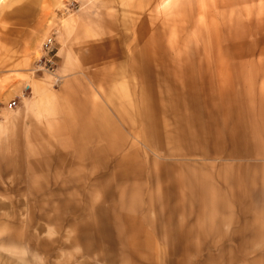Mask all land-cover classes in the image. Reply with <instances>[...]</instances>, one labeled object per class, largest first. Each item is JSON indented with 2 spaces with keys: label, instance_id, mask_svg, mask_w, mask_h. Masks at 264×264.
<instances>
[{
  "label": "rangeland",
  "instance_id": "obj_1",
  "mask_svg": "<svg viewBox=\"0 0 264 264\" xmlns=\"http://www.w3.org/2000/svg\"><path fill=\"white\" fill-rule=\"evenodd\" d=\"M50 35L55 40L56 68L101 65L119 57L128 60L138 52L137 57L145 56V71H153V54L160 56L162 67H167L153 75L155 81L157 76L167 77V71L177 74L189 54L197 57L194 61L198 63L203 52L209 54V60L221 52L226 58L239 52L233 55L235 66L242 63L244 68H260L264 66V0H1L0 105L12 100L3 99V93L25 87L26 72L32 70L37 75L42 68L53 69L49 63L45 66L43 50ZM238 76L246 78L245 74ZM242 78L236 90L239 97L227 102L246 112L250 107L254 113L259 95H264V78L259 76L251 90ZM176 87L175 98H167V106L163 104L165 93L152 94L156 101L146 102L145 108L150 116L160 118L168 107L171 118L188 117V101L181 91L184 87ZM131 89L136 90L133 86ZM137 108L136 104L129 106L131 118H136ZM184 145L183 138L181 149ZM242 162L254 166L245 170L240 164L230 165L228 186L223 184L220 166L218 170L209 169L216 193L209 195V203L186 204L181 201L184 193H178L176 224L173 219L160 218V214L169 212L167 209L154 211L158 197L153 184L140 185V167L125 168L118 175L115 172L114 207L118 215L122 205L124 213L129 209L132 214H144V218H116L114 221L119 220L118 225L124 228L115 229L122 233L112 232L105 220L98 232L91 223L81 229L78 223L91 220L64 219L57 206L40 197L38 191L26 197L23 186L2 185L0 264H264V157ZM178 174L184 176V172ZM146 175L156 182L154 171H146ZM121 178L129 181L122 182ZM252 185L254 201L249 202L243 191ZM167 190H174V184ZM200 190L198 186V193ZM6 191L19 193L10 195ZM137 191L143 192L138 195ZM140 197L144 203L135 202ZM27 214H57L59 218L29 219Z\"/></svg>",
  "mask_w": 264,
  "mask_h": 264
},
{
  "label": "crops",
  "instance_id": "obj_2",
  "mask_svg": "<svg viewBox=\"0 0 264 264\" xmlns=\"http://www.w3.org/2000/svg\"><path fill=\"white\" fill-rule=\"evenodd\" d=\"M235 53L226 58L221 52L209 60V54L203 52L198 63L194 61L197 57L189 54L177 74L174 70L170 74L167 71V77L157 76L156 81L152 77L161 71L162 63L158 60L160 56L154 54L150 68L154 72L145 71L144 54L128 60L119 57L95 66L42 68L37 75L32 70L26 72L25 90L2 94L3 99H18L20 105L13 109L0 105V188L11 183L20 189L23 186L26 197L36 190L40 197L57 206L64 219H90L78 223L81 229L91 223L98 232L105 220L112 232L122 233L117 229L124 227L118 225L119 220L114 221L116 218H144V214L135 215L129 209L124 213L122 205L118 215L114 207L117 188L113 186L114 175L125 168L140 167L143 172L142 177L137 175L140 185L153 184V193L158 197L154 211L167 209L169 212L165 215L162 212L160 218L173 219L176 224L178 193H184L185 199L181 201L186 204L209 203V195H216L209 169L218 170L220 166L223 184L228 186L230 165L251 169L254 165L242 161L264 157V95H259L254 113L250 107L246 112L227 102L239 97L236 90L242 77L238 75L245 74L244 86L251 90L259 76L264 78V66L244 68L242 63L235 66L232 61ZM177 84L184 87L181 91L191 115L171 118L166 107L162 117L150 116L145 108L146 102L154 99L152 94L165 93L163 104L167 106V98H175ZM135 104L136 118H131L129 106ZM183 138L185 145L181 149ZM227 160L234 162L226 163ZM146 171L156 173L155 183L148 179ZM178 171L184 172V176L180 177ZM177 181L183 184L184 192L177 187ZM173 184L174 190H167ZM253 195V185L243 191V196L248 197L246 201H254ZM135 202L145 200L140 197ZM72 212L73 215L68 214ZM25 217L59 218L57 214ZM94 220H98L96 224Z\"/></svg>",
  "mask_w": 264,
  "mask_h": 264
},
{
  "label": "built area",
  "instance_id": "obj_3",
  "mask_svg": "<svg viewBox=\"0 0 264 264\" xmlns=\"http://www.w3.org/2000/svg\"><path fill=\"white\" fill-rule=\"evenodd\" d=\"M55 40H54V36L50 35L47 40L44 43L43 46V50H44V58H45V62H46V67H49V65H47V63L50 64V67H53V64L55 63V44H54ZM29 85L26 87V89H29ZM19 105L18 100L17 99H12L11 101L8 102L7 106L10 109L16 108Z\"/></svg>",
  "mask_w": 264,
  "mask_h": 264
},
{
  "label": "bare ground",
  "instance_id": "obj_4",
  "mask_svg": "<svg viewBox=\"0 0 264 264\" xmlns=\"http://www.w3.org/2000/svg\"><path fill=\"white\" fill-rule=\"evenodd\" d=\"M200 61H201V59H199ZM77 254V253H76ZM56 255H57V253H56ZM62 255V254H61ZM58 256V255H57ZM59 260V259H58ZM62 260V259H61Z\"/></svg>",
  "mask_w": 264,
  "mask_h": 264
}]
</instances>
